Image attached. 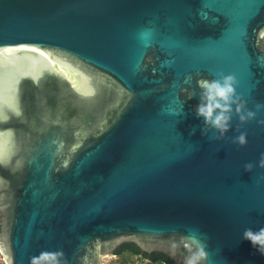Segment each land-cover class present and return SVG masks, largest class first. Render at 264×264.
<instances>
[{
  "label": "water",
  "instance_id": "95a60500",
  "mask_svg": "<svg viewBox=\"0 0 264 264\" xmlns=\"http://www.w3.org/2000/svg\"><path fill=\"white\" fill-rule=\"evenodd\" d=\"M221 74L256 117L216 139L197 81ZM258 105L264 0H0L7 263L103 264L129 243L187 264L197 238L206 264H264L243 239L264 228Z\"/></svg>",
  "mask_w": 264,
  "mask_h": 264
},
{
  "label": "clouds",
  "instance_id": "9594fccd",
  "mask_svg": "<svg viewBox=\"0 0 264 264\" xmlns=\"http://www.w3.org/2000/svg\"><path fill=\"white\" fill-rule=\"evenodd\" d=\"M237 81L233 76L221 74L219 79H200L197 81L199 88V103L195 108L196 118L202 120V134L207 136L209 131L218 135L216 139H224L231 129L233 115L239 118L241 124L255 119L256 112L246 110L245 103L236 94ZM187 100L192 99L196 94L190 89L182 90ZM264 109V105L257 106V112ZM264 124V121H260ZM233 143L243 147L247 143L245 133H241L233 139ZM260 168H264V155L258 162ZM255 165L247 163L244 170L248 173L253 171ZM243 239L251 244L253 249L264 256V228L259 230L246 229L243 232ZM190 256L187 264H206L207 253L197 238L193 239L190 246Z\"/></svg>",
  "mask_w": 264,
  "mask_h": 264
},
{
  "label": "built area",
  "instance_id": "2783aa9c",
  "mask_svg": "<svg viewBox=\"0 0 264 264\" xmlns=\"http://www.w3.org/2000/svg\"><path fill=\"white\" fill-rule=\"evenodd\" d=\"M123 260L120 255H109L102 257L103 264H163L157 261H150L140 255H126ZM0 264H8L6 258L0 248Z\"/></svg>",
  "mask_w": 264,
  "mask_h": 264
},
{
  "label": "trees",
  "instance_id": "16d2710c",
  "mask_svg": "<svg viewBox=\"0 0 264 264\" xmlns=\"http://www.w3.org/2000/svg\"><path fill=\"white\" fill-rule=\"evenodd\" d=\"M116 254L122 256L123 260H125L124 256H126V255L144 254L145 256H148V257L152 258L153 260L160 262V263H163V264H176L173 259H171L170 257H168L167 255H165L163 253L147 254V253H144L143 251H141V249H139L135 244H129L128 243V244H124V245L120 246L117 249Z\"/></svg>",
  "mask_w": 264,
  "mask_h": 264
}]
</instances>
